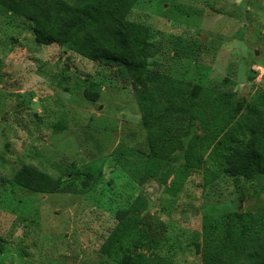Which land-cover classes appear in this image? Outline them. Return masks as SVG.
Returning <instances> with one entry per match:
<instances>
[{"label":"rangeland","instance_id":"374dc122","mask_svg":"<svg viewBox=\"0 0 264 264\" xmlns=\"http://www.w3.org/2000/svg\"><path fill=\"white\" fill-rule=\"evenodd\" d=\"M128 20L151 31V69L202 89L226 79L242 107L264 94V0H138ZM139 118L125 66L41 45L0 9V264H115L99 247L116 211L133 208L161 255L201 264L193 236L205 217L264 213V175L240 182V201L232 179L184 165L186 141L147 159L158 147ZM22 165L61 179L59 192L13 185Z\"/></svg>","mask_w":264,"mask_h":264},{"label":"trees","instance_id":"16d2710c","mask_svg":"<svg viewBox=\"0 0 264 264\" xmlns=\"http://www.w3.org/2000/svg\"><path fill=\"white\" fill-rule=\"evenodd\" d=\"M138 0H0V9L31 26L35 40L44 46L57 45L91 62L111 61L127 69L132 95L147 129V157H171L183 152L191 170L203 169L213 180L230 178L252 184L264 175V94L242 107L233 91L223 90L227 80L207 89L151 69L155 55L149 27L129 21ZM110 20L114 22L109 24ZM95 85L84 91L94 103ZM196 130V133L193 132ZM114 155L117 163L126 159ZM10 182L40 195L59 192L62 180L29 165L14 172ZM117 210L115 225L100 244L101 255L115 264H175L160 254L133 208ZM201 242L193 236L201 264H264V213H227L203 219Z\"/></svg>","mask_w":264,"mask_h":264}]
</instances>
